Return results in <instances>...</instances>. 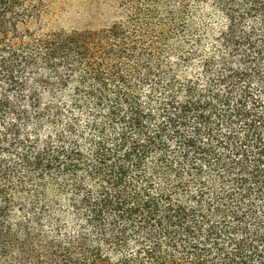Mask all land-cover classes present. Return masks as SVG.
Returning a JSON list of instances; mask_svg holds the SVG:
<instances>
[{
	"label": "trees",
	"instance_id": "trees-1",
	"mask_svg": "<svg viewBox=\"0 0 264 264\" xmlns=\"http://www.w3.org/2000/svg\"><path fill=\"white\" fill-rule=\"evenodd\" d=\"M0 264H264V0H0Z\"/></svg>",
	"mask_w": 264,
	"mask_h": 264
},
{
	"label": "rangeland",
	"instance_id": "rangeland-1",
	"mask_svg": "<svg viewBox=\"0 0 264 264\" xmlns=\"http://www.w3.org/2000/svg\"><path fill=\"white\" fill-rule=\"evenodd\" d=\"M80 9L82 8L75 4H71V7L67 9H57L53 15L47 17L45 24L49 29L79 26L88 19V16L84 15Z\"/></svg>",
	"mask_w": 264,
	"mask_h": 264
}]
</instances>
